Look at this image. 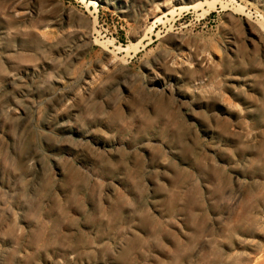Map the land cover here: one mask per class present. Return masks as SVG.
<instances>
[{
    "label": "rangeland",
    "instance_id": "rangeland-1",
    "mask_svg": "<svg viewBox=\"0 0 264 264\" xmlns=\"http://www.w3.org/2000/svg\"><path fill=\"white\" fill-rule=\"evenodd\" d=\"M100 1L0 0V264H264V0Z\"/></svg>",
    "mask_w": 264,
    "mask_h": 264
},
{
    "label": "crops",
    "instance_id": "crops-1",
    "mask_svg": "<svg viewBox=\"0 0 264 264\" xmlns=\"http://www.w3.org/2000/svg\"><path fill=\"white\" fill-rule=\"evenodd\" d=\"M91 1L97 2L96 9L87 8L78 0H49L41 8L38 20L42 21L38 31L43 30L41 32L46 35L80 31L84 34L92 33L98 20H103V13L100 9L104 8L111 12L114 7L108 3H101L100 0ZM79 20L84 23L82 29L76 24Z\"/></svg>",
    "mask_w": 264,
    "mask_h": 264
},
{
    "label": "bare ground",
    "instance_id": "bare-ground-1",
    "mask_svg": "<svg viewBox=\"0 0 264 264\" xmlns=\"http://www.w3.org/2000/svg\"><path fill=\"white\" fill-rule=\"evenodd\" d=\"M93 4H95L94 2H93ZM95 6V5H94Z\"/></svg>",
    "mask_w": 264,
    "mask_h": 264
}]
</instances>
